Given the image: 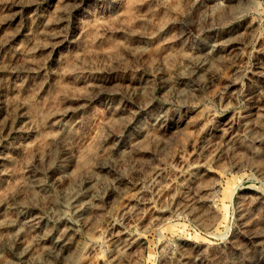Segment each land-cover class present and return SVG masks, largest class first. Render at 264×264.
<instances>
[{
    "label": "rangeland",
    "instance_id": "1",
    "mask_svg": "<svg viewBox=\"0 0 264 264\" xmlns=\"http://www.w3.org/2000/svg\"><path fill=\"white\" fill-rule=\"evenodd\" d=\"M193 1L0 0V246L17 208L44 214L53 236L72 241L69 254L29 262L16 249L2 260L264 264V0H204V13ZM59 20L67 34L51 38ZM181 34L234 45L190 88H137L181 62L191 68L190 50H172ZM161 111L172 118L167 132L154 128L139 154L113 165L98 206H69L60 176L94 174L115 140ZM26 180L58 201L30 195Z\"/></svg>",
    "mask_w": 264,
    "mask_h": 264
},
{
    "label": "bare ground",
    "instance_id": "2",
    "mask_svg": "<svg viewBox=\"0 0 264 264\" xmlns=\"http://www.w3.org/2000/svg\"><path fill=\"white\" fill-rule=\"evenodd\" d=\"M192 7L198 8L201 13H204V0H194L192 2ZM53 26L54 28H51L49 31L51 38L57 39L62 35L64 36L67 34L63 32V26H68L65 24L64 20L57 21ZM170 43L172 44V50H190L186 58L189 60L191 68L189 69L184 65H179L183 62L179 63L178 65L176 63L177 69H173L171 72L173 73L174 71L176 75L169 74L167 76L162 74L160 77L161 80H158V82L150 81L149 79L145 81H139V83H137V88H140L144 91H149V88H152L153 90H163L164 92L168 93H178L183 89L190 88L193 86L192 82L194 81V77H199L200 74L204 73V69L207 68L208 62L210 61L209 59L215 58L216 56L219 58L222 57L223 53H225L228 49H230V47L234 45V41L225 38L221 34L215 36L209 41H204V38L189 40V38L186 37L184 39V35L181 34L178 36L176 35L172 40H170ZM204 46L208 47V50L205 53ZM160 66L161 65L159 63V67H157V69H161L163 65L161 67ZM164 66L162 68H164ZM142 110H147V107H140L138 112L140 113ZM122 112H124V110ZM147 117L148 118L146 119L139 118L137 124L133 126V128H131L126 135L123 134L114 141L110 160L106 164L101 165L94 174L89 175L79 181L71 178H69L67 181L65 180L64 174L60 176V183H66L68 185L63 189V193L67 198V203L69 206L75 205L77 210L82 213L92 207H97L98 202L101 200L100 191L104 187H108L110 184H113V181H110L107 178V175H110V173H112L114 170L113 165H121L128 153L132 157L136 154H139L141 145L144 143V138L154 135V128L157 132L166 133L171 124L170 120H172V118L169 117L164 111L156 114L149 112V116ZM253 128L254 125L250 124L243 136L251 135ZM238 138L240 137H237V139ZM253 140L257 141L259 140V137H253ZM235 148H237L236 145L229 146V149ZM20 186L30 195L39 193L43 197L50 196L54 198L53 196L55 193H53L51 190H48L47 185L40 180L35 182L26 180ZM210 201V197H200L198 199V202L202 203H207ZM196 203L197 201H192L191 203L186 204L185 207H192L193 209ZM16 204L17 202H15L11 208H9L14 210ZM18 209L19 208H17V211H14V214L5 216V222L3 223V226L9 228L10 234L8 237L5 236L6 239H4L3 246H0V264H12V262H15L12 260L10 261L9 259L8 260L10 262L2 259L3 257H6L5 255L14 254L16 249L19 250L18 254H20L21 259H28L27 261L29 262H38L39 260L41 261L42 257H44L42 256L43 254H52L55 248L59 249L62 253L69 254L72 244V241L70 240L71 238H67L65 235L53 236L52 232L48 229V223L50 221L46 219L44 214L35 212L34 210ZM127 247L131 246L128 245Z\"/></svg>",
    "mask_w": 264,
    "mask_h": 264
}]
</instances>
